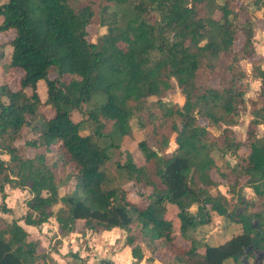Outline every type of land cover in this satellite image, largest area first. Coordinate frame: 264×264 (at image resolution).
<instances>
[{
  "label": "trees",
  "instance_id": "obj_1",
  "mask_svg": "<svg viewBox=\"0 0 264 264\" xmlns=\"http://www.w3.org/2000/svg\"><path fill=\"white\" fill-rule=\"evenodd\" d=\"M250 7L264 9V0L0 2V33L14 31L4 44L11 47L8 68L22 71L17 89L0 82V154L8 156L0 157V194L5 197L6 184L30 193L23 216H0V264H47L40 242L29 239L20 221L39 227L58 202L67 206L58 216L62 235L73 232L77 221L82 230H126L125 244L137 261L142 243L163 264H239L246 247H264V68L256 58ZM95 23L106 32L92 41ZM243 60L259 80L254 98H245ZM38 83H44V100ZM176 87L183 103L163 101ZM246 109L250 119L240 136L233 127ZM73 111L84 118L74 121ZM135 112L144 116V137L137 142L141 164L128 154L123 162L115 157ZM86 122L92 130L83 133ZM171 137L176 147L167 152ZM214 153L236 161L219 172ZM212 171L233 177L238 200L242 185L254 193L249 212L238 215L241 232L214 245L190 235L211 222L210 212L235 214L224 194L211 192L219 185ZM73 177L74 191L61 195ZM123 177L144 195V206L115 183ZM168 205L177 209L178 232L166 217ZM2 211L10 210L3 205ZM252 219L259 220L261 233ZM177 234L189 244L183 246Z\"/></svg>",
  "mask_w": 264,
  "mask_h": 264
},
{
  "label": "rangeland",
  "instance_id": "obj_2",
  "mask_svg": "<svg viewBox=\"0 0 264 264\" xmlns=\"http://www.w3.org/2000/svg\"><path fill=\"white\" fill-rule=\"evenodd\" d=\"M95 3L98 0H91ZM245 3L249 4L251 0H243ZM2 2V0L0 1ZM96 10L98 9L95 5ZM251 7L249 10L251 11ZM251 15L255 18V36L254 43L256 48V58L261 60L260 64L264 68V9L251 11ZM90 35L88 39L94 41L98 34L106 32L105 27H99L97 23L94 26L89 27ZM14 36L13 30H8L6 32L0 33V44H5ZM10 52L11 47L4 45L0 47V53L3 54L0 57V82L7 81L12 89H17L19 87V79L22 75V71L18 69L9 70L8 63L10 61ZM243 69L247 72L248 77L245 79L247 84V93L245 98H254L257 95L259 89V80L255 79L251 75V65L249 62L243 60L241 62ZM217 79H214V84L217 83ZM37 91L41 100L45 99V86L44 83L37 84ZM157 97H150V100H156ZM165 102H170L173 104L181 105L183 103V97L179 94L177 87L170 90L162 99ZM85 107V106H84ZM45 114L49 117L53 112L47 107L41 108ZM71 118L74 121H78L84 118L83 114L78 111H73L71 113ZM250 119V115L246 110H243L240 115V124L234 126L233 129L238 135H244L245 128ZM144 120L142 113L135 112L134 116L130 120L131 133L127 135L119 144L121 154L116 153L115 157L121 162L125 160L126 154H128L136 164H141L143 158L141 153L137 148V142L139 139L144 137L142 128L140 127L139 121ZM149 128H147L148 130ZM92 126L88 122L85 123V130L83 133L90 132ZM212 133L217 135L219 130L216 128L211 129ZM259 132H264V125L259 127ZM23 140L20 139L15 142L16 145L22 144ZM176 147L173 137H171L169 142V147L167 152L172 151ZM32 150L27 151V155H31ZM216 160V163L219 166V172H227L228 164L233 165L236 161V157L229 153L222 158L218 157L217 153L213 154ZM0 157L8 159V156L5 154H0ZM110 172L112 175H117L114 169V165L110 166ZM211 176L214 180L219 182L217 187H212L211 192L216 194L218 191L224 194L230 203L229 209L232 210L235 214L228 217L225 221L224 215H217L214 212L211 214V222L200 226L195 231H191L190 235L195 236L196 238L206 239L210 244H220L225 240L229 239L236 233L241 232L242 224L238 220V215L241 213L249 212L247 210V203H251L254 198V193L251 189L242 185L240 188L241 199H237V193L232 188L231 182L233 177L223 178L217 172L212 171ZM125 179L124 177L122 178ZM122 179L119 178L116 184L122 185L129 192V199L136 202L137 204L144 206L146 204V199L144 195H139L136 190L135 185L131 181H125L122 183ZM244 181V179H242ZM75 178L73 177L68 181L62 188L59 190L61 195H67L74 191L75 187ZM5 197L3 198L0 194V216L5 220L17 219L25 214L26 200L30 197L29 190L27 188L22 189L15 187L14 185L6 184L4 187ZM244 195V196H243ZM244 197V198H243ZM5 205L9 208V212H3L2 206ZM66 209L62 202H58L53 206L54 215L50 217L45 223L41 226L32 227L23 224V221L20 223L29 233L30 240H38L40 246L38 251L40 253H46L48 256L44 260L47 264H99V259H109L113 261L114 264H163L160 255H153L151 253V248L148 247L145 243H142L143 249V259L137 261L131 256L130 247L125 244L127 231L120 228H112L109 230H104L100 232H93L91 230H82V221H77L75 225V230L67 235H62L59 229L58 216H61L60 209ZM176 207L173 205H168V212L166 213L167 218L173 220V225L178 232L179 221L175 216ZM192 212H195L196 206H192L190 209ZM253 220V219H252ZM255 221V220H254ZM259 220H256V223ZM258 224V223H257ZM262 227L264 228V219L262 222ZM178 235V234H177ZM177 240L183 245L187 246L189 243L187 240H183L179 235ZM52 259V261L50 260ZM43 262L41 259L38 264ZM227 264H238L234 261H228Z\"/></svg>",
  "mask_w": 264,
  "mask_h": 264
},
{
  "label": "flooded vegetation",
  "instance_id": "obj_3",
  "mask_svg": "<svg viewBox=\"0 0 264 264\" xmlns=\"http://www.w3.org/2000/svg\"><path fill=\"white\" fill-rule=\"evenodd\" d=\"M238 220L240 219L238 218ZM256 220H252V225L256 227V233L259 234L261 233V229L257 226L258 222L256 223ZM247 258L249 260L248 264H259L260 261L264 264V247L259 245L258 242L252 243V248L248 251Z\"/></svg>",
  "mask_w": 264,
  "mask_h": 264
},
{
  "label": "water",
  "instance_id": "obj_4",
  "mask_svg": "<svg viewBox=\"0 0 264 264\" xmlns=\"http://www.w3.org/2000/svg\"><path fill=\"white\" fill-rule=\"evenodd\" d=\"M244 196V195H243ZM244 198V197H243ZM224 219L226 221L227 219V216L224 215ZM252 248V245H249L248 247L245 248V251H244V254L242 255V257L240 258L239 262L240 264H248L249 263V260L247 258V253L248 251ZM98 263L99 264H114L113 261H110L109 259H99L98 260ZM259 264H262V261L259 262Z\"/></svg>",
  "mask_w": 264,
  "mask_h": 264
},
{
  "label": "crops",
  "instance_id": "obj_5",
  "mask_svg": "<svg viewBox=\"0 0 264 264\" xmlns=\"http://www.w3.org/2000/svg\"><path fill=\"white\" fill-rule=\"evenodd\" d=\"M114 228H116V227H114Z\"/></svg>",
  "mask_w": 264,
  "mask_h": 264
}]
</instances>
